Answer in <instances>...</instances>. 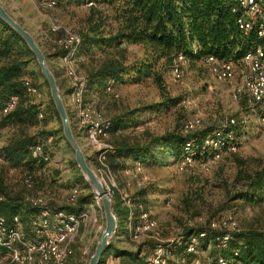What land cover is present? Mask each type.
<instances>
[{
	"label": "trees",
	"instance_id": "trees-1",
	"mask_svg": "<svg viewBox=\"0 0 264 264\" xmlns=\"http://www.w3.org/2000/svg\"><path fill=\"white\" fill-rule=\"evenodd\" d=\"M74 1L86 5L93 3L89 6L83 28L77 33L81 37L77 54L78 71L87 77L88 93L119 98L116 89L120 85L152 84L162 97L160 102L144 109L115 114L112 118L107 116L112 123L111 144L114 148V152L108 155V162L118 181V188L113 189L112 199L114 213L119 221V236L123 230L122 226L128 228L131 215L132 222H138L142 211L150 212L146 208L147 197L153 192L145 185L138 184L140 175L132 178L131 183L127 179L123 182L121 176L125 177L129 170L132 175H136L134 169L137 163L144 167L165 162L160 159V155H170L178 161L187 141H201L208 135L207 130L198 129L185 133V122L183 125L177 123L173 129L162 135H154L149 131L137 134L134 131V127L139 123L137 116L141 112L154 111L163 115L181 103L179 97H170L167 89V79H173L172 70L177 57L183 55L186 58L187 63L182 67L183 74L186 66L197 71L204 66L208 70V56L213 55L221 60L239 59L247 49L246 41L255 38L254 34L246 37L238 28V14L233 12L235 0ZM60 2L61 0H58V3ZM63 33L62 30L52 32L50 28L47 39L52 43V53L49 54L52 58L58 59L65 55V50L53 43L61 38ZM132 48H138L140 54L133 53ZM55 76L58 77L56 72ZM58 84L63 91L64 83L58 81ZM109 86L112 91L107 90ZM29 87L38 88L41 92L44 87L47 94L42 92V100H37L29 93ZM69 92L68 89L62 94L66 96ZM12 95L19 97V104L13 112L0 120L1 129L10 130L9 138L0 150V155L3 156V167L0 170V196L3 197L0 201V214L8 219L9 225L12 224L13 218L19 215L22 225L25 226L26 215L33 211L39 213V208L31 205L26 193L13 192L6 173H25L24 185L33 188L34 173L41 171L49 161L34 157L30 148L41 144L45 153L50 156V147L66 140L47 82L39 70L34 54L24 39L0 18V106ZM66 106L72 121L73 113L67 103ZM40 113L43 114L42 118L39 117ZM53 122L58 124L56 131L47 129L48 124ZM72 127L76 138L80 139V133L73 124ZM236 128L238 126L234 127V130ZM31 129L35 132H31ZM50 137H53V141L49 143ZM73 165L77 168L75 161ZM80 178L90 189L82 174ZM234 184H242V188L235 191L230 200L241 199L251 205L263 200L264 170L249 172L240 168ZM119 186L123 191L129 192L131 206L125 203ZM71 189L73 188L68 191L67 201ZM94 199L95 194L81 197L80 192L76 202L68 201L67 206H55L54 209L48 204V208L53 211L80 212L87 207L89 200L93 202ZM223 216L226 215L206 217V224H197L196 227L184 224L181 233L184 243L203 231L207 233V237L200 240L198 255L184 253V245L174 250L176 256H186L188 264H192L197 258H200L203 264H209L203 257L204 252H208L213 259L211 264L220 256L229 264H264V230H246L237 218L241 231L231 233L232 239L227 248L219 250L214 246L216 234L225 232L212 230L209 223ZM127 238L132 249L118 248L112 241L99 264H107L110 261L115 264H147L157 242L147 239L136 245L130 240L129 228Z\"/></svg>",
	"mask_w": 264,
	"mask_h": 264
},
{
	"label": "rangeland",
	"instance_id": "rangeland-1",
	"mask_svg": "<svg viewBox=\"0 0 264 264\" xmlns=\"http://www.w3.org/2000/svg\"><path fill=\"white\" fill-rule=\"evenodd\" d=\"M0 3L6 6L12 16L35 36L48 56L49 65L55 74L61 67V63L59 58H52L49 55L52 53V43L47 39L50 28L56 25L74 33L80 32L84 26L89 6L74 0H61L53 9H47L38 0H0ZM132 52L140 54L138 48H132ZM56 78L61 84L66 79L65 76L60 79L59 75ZM67 88L69 89L68 81ZM167 89L168 95L179 97L182 100L181 103L177 108L163 115L154 111L141 112L137 116L139 123L134 127L137 134L149 131L154 135H162L167 130L173 129L177 123L183 125L184 122L196 117L202 120L198 131L207 130V133L211 134L230 119L235 118L239 121V126L235 130L239 147L236 152L226 155L206 171L196 167L180 173L177 170V160L170 155H160V159L165 161L163 163L143 167L144 175L149 180L141 185L153 191L147 197L146 208L161 223L160 238L165 239L172 234L177 235L185 224V217L194 220L197 216L205 218L220 215L233 216L246 230L263 231L264 198L256 205L248 204L241 199L230 200L231 195L242 188V184H234L240 168L249 172L264 170V123L259 117L260 112L248 107L244 101H236L232 96V87L216 81L204 66L198 71L186 66L180 81H175L170 77L167 79ZM116 90L119 98L102 97L91 93L97 105L110 118L115 114L120 115L135 109H144L162 100L159 90L152 84L120 85ZM42 92L47 94L46 88L43 87ZM69 94L70 92L66 96L62 94L67 105L70 103ZM45 96L47 101V95ZM57 128V122L48 124L47 127L48 130L53 131ZM31 132L35 130L31 129ZM9 134V129L0 127V150L9 138ZM84 138L85 136L80 134V139H78L83 148ZM112 141L111 137L110 142ZM49 152L51 157L49 163L41 171L34 173L33 188H27L24 185L25 173L7 171L6 178L13 192L22 191L29 198L42 195L53 209L55 206L68 205L67 194L70 188L77 187L81 191V197L95 194L88 183L90 189L81 181L80 174L82 173L78 166L76 168L73 165L74 152L69 144L65 141L58 142V145L50 147ZM87 158L89 159L88 155ZM90 165L92 168L95 167L91 163ZM136 176L137 174L132 175V172L126 173L125 177L121 176V180L124 182L127 179L131 183ZM119 190L123 197L124 194H129L120 186ZM110 197L112 198V195ZM88 202L92 203L91 200ZM100 206L101 209H97L94 215L97 219L95 231L98 229L96 237L94 238L92 234L93 237L90 238V233L86 232L87 241L75 243L74 254L67 264H90L91 257L106 227L102 202ZM37 216V211L26 215V225L22 226L28 238L32 236L31 221ZM127 232L128 228L121 230L119 236L115 235L112 241L116 247L132 249ZM85 248L88 249L86 254L84 253Z\"/></svg>",
	"mask_w": 264,
	"mask_h": 264
},
{
	"label": "built area",
	"instance_id": "built-area-1",
	"mask_svg": "<svg viewBox=\"0 0 264 264\" xmlns=\"http://www.w3.org/2000/svg\"><path fill=\"white\" fill-rule=\"evenodd\" d=\"M41 2L47 9H53L58 0H42ZM92 5L93 3H88V6ZM233 12L238 14V28L246 37L254 34L255 39L246 41L247 49L241 58L221 60L210 55L206 59L207 67L216 81L229 84L232 87V96L236 101H244L251 109L258 110L259 117L264 123V0H235ZM61 30L64 32L63 36L54 40L53 43L65 50V55L59 57V60L70 90L68 105L73 113L71 122L76 130L87 139L94 157V159L90 157V162L94 163V171L102 184L106 185L104 187L108 195L111 196L113 189L118 188L116 176L108 162V155L114 152L110 142L112 123L105 111L97 105L92 94L88 93L87 77L78 71L77 54L81 45V37L62 27L56 25L51 27L52 32ZM186 63V58L183 55H179L175 60L172 70V77L175 81L182 79V67ZM107 90L112 91V87L109 86ZM28 91L37 100H42L43 93L38 88L29 87ZM18 104L19 97L10 96L0 106V120L13 112ZM39 117L42 118L43 114L40 113ZM201 124L202 120L198 117L190 119L185 122L184 132L192 133ZM237 126H239V121L232 118L225 125L202 138L201 141H187L183 146L182 155L177 161V170L180 173L196 167L205 171L210 170L213 164L221 161L226 155L236 152L239 141L234 127ZM52 141L53 137H50L48 142ZM30 149L34 157H40L45 161L50 160L43 145H35ZM2 163L3 156L0 155V166ZM130 172L129 170L127 173ZM134 172L141 176L139 185L149 180L144 175L141 163L136 164ZM26 182L30 183L29 180ZM80 192L77 187H73L68 201L76 202ZM123 198L125 203L131 206L129 194H124ZM2 200L3 197L0 196V201ZM29 201L33 207L39 208L38 216L31 221L32 236L30 238L23 231L19 215H16L12 224L9 225L8 219L0 214V264H67L74 254L75 243L87 241L86 232L90 233V238L93 235L94 238L96 237L98 229L95 231L97 219L94 215L97 209H101V200L97 196L80 212L53 211L48 208V202L43 196L30 198ZM167 203L169 204L168 201ZM132 220L133 216L131 215L128 228L132 243L137 245L147 239L157 242L147 264H175V262L188 264L187 257H177L174 250L178 246L185 245L184 253L198 255L199 242L207 237V233L203 231L193 236L191 241L184 243L181 236L182 229L177 235L172 234L170 237L162 239L159 236L161 223L149 211H142L138 222H132ZM206 221L207 219L202 216L194 220L185 217L184 226L196 227L197 224H206ZM209 228L225 232L216 234L213 240L214 246L219 250L227 248L232 239L231 233L241 231L238 221L233 216L213 219L209 223ZM87 248L84 249L85 254L88 252ZM203 257L209 264L213 262L208 252H204ZM107 264L115 263L110 261ZM192 264L203 263L200 258H197ZM214 264L229 263L220 256Z\"/></svg>",
	"mask_w": 264,
	"mask_h": 264
},
{
	"label": "water",
	"instance_id": "water-1",
	"mask_svg": "<svg viewBox=\"0 0 264 264\" xmlns=\"http://www.w3.org/2000/svg\"><path fill=\"white\" fill-rule=\"evenodd\" d=\"M0 18L24 39L31 52L34 54L41 74L47 82L51 99L59 115L65 140L74 152L75 162L87 183L93 188L95 195L100 198L102 202L106 227L97 244L95 253L90 260V264H99L105 250L111 244L119 229V221L113 209V199L108 195L104 185L90 165L85 149L75 136L61 88L42 47L35 36L18 22L1 3Z\"/></svg>",
	"mask_w": 264,
	"mask_h": 264
},
{
	"label": "crops",
	"instance_id": "crops-1",
	"mask_svg": "<svg viewBox=\"0 0 264 264\" xmlns=\"http://www.w3.org/2000/svg\"><path fill=\"white\" fill-rule=\"evenodd\" d=\"M5 8H6V6H5ZM6 9H7V8H6ZM56 72H57V74L59 75V78H60V79H61V78H64V75H63V72H62L61 67H59V68L57 69ZM66 84H67V80L64 79V87H65V88H64L63 91H68V88H67ZM83 140H84V142H85V146H84V148H85V151L87 152L88 157H93V151H91V149H90V145L88 144L87 139L84 138ZM93 159H94V157H93ZM128 163H129V161H128ZM121 228H122V229H127V226H126V227H125V226H122Z\"/></svg>",
	"mask_w": 264,
	"mask_h": 264
}]
</instances>
